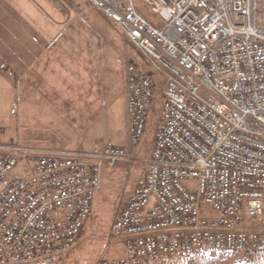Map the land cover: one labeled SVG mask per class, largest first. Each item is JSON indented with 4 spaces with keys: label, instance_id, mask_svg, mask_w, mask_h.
Instances as JSON below:
<instances>
[{
    "label": "built area",
    "instance_id": "2783aa9c",
    "mask_svg": "<svg viewBox=\"0 0 264 264\" xmlns=\"http://www.w3.org/2000/svg\"><path fill=\"white\" fill-rule=\"evenodd\" d=\"M166 76L150 168L113 224L126 256L149 264L188 252H264V0H90ZM130 143L139 145L157 99L136 62L127 65ZM20 147L0 145V264L71 249L92 216L104 164L134 161L104 144L97 160L33 151L14 175ZM195 182L191 188L186 181ZM209 208L213 216H203ZM113 264V263H112Z\"/></svg>",
    "mask_w": 264,
    "mask_h": 264
},
{
    "label": "rangeland",
    "instance_id": "374dc122",
    "mask_svg": "<svg viewBox=\"0 0 264 264\" xmlns=\"http://www.w3.org/2000/svg\"><path fill=\"white\" fill-rule=\"evenodd\" d=\"M29 1L34 3V7L39 5L43 9L52 8L55 6L53 4H56L54 0ZM29 1L0 0V12L2 11L3 16L1 18L5 20V15H10L13 20L19 21L20 14L18 12L26 6L30 8L32 4ZM135 2L141 15L148 22L155 26L160 25V20L144 4L143 0H135ZM57 4L61 5L60 8L81 7L88 9L89 12L95 9L93 8L95 6L87 0H59ZM99 25L105 26L103 18ZM106 29V41L108 43L106 60V75L109 84L108 110L105 113L106 117H103L100 121L85 123L84 126L86 127L77 130L67 128L65 123H62V128H57L60 126H58L59 122L54 119L56 113L51 114L35 105L23 104L18 88L10 90L7 88L6 83L5 85L0 84V145L22 149L20 151V161L13 172L14 175L22 177L33 174L36 169L35 162L28 155L47 145L77 150L83 153H93L103 144L118 142L119 139V144L122 140L123 144L127 145L129 149L124 114L127 100L122 89L127 64L131 61L136 62L139 69L158 86L157 99L148 120L146 134L142 142L134 149L135 161L127 162L123 167L119 164L112 168L108 165L103 167L101 188L96 194L95 201H93L92 216L86 223L76 244L71 249L63 251L68 252L71 250L67 255L68 258L65 264H116L117 260L126 256L127 249L124 241L115 236L113 224L122 209V201L127 198L129 188L137 183L139 179L145 177L149 169L150 157L154 148V133L160 120L162 91L166 76L155 67L151 58L138 49L120 28L114 27L111 22L107 21ZM14 31V28H12V34L5 32L0 34L3 44L8 45L15 42ZM94 35L97 38L99 37V34ZM18 40L19 38H16V41ZM5 65L6 62L1 60L0 76H5L6 82H9L12 87H18L19 78L9 77V67ZM112 85L114 86L112 87ZM34 99L36 100V97ZM118 134L119 138L116 137ZM45 150L51 149L45 148ZM186 183L191 188H195L196 184L192 180L186 181ZM202 215L213 216L215 212L206 207L202 210ZM249 223L256 228L264 229V211L258 218L251 220Z\"/></svg>",
    "mask_w": 264,
    "mask_h": 264
},
{
    "label": "crops",
    "instance_id": "0c3cea01",
    "mask_svg": "<svg viewBox=\"0 0 264 264\" xmlns=\"http://www.w3.org/2000/svg\"><path fill=\"white\" fill-rule=\"evenodd\" d=\"M54 1L55 6L49 9L40 8L39 5L34 7V3L29 1L31 7L27 8L25 5L18 12L19 21L5 14L3 20L2 11L0 12V34H12V28L15 30V42H11L9 46L0 39V61H5V66L9 67V77L19 78V85L12 87L6 82L5 76H0V84L6 83L10 90L18 88L23 104L35 105L51 114L56 113L54 119L60 126L57 128H62V123H65L67 128L77 130L86 127L85 123L97 122L106 117L109 90L106 75L107 21L114 27H119L91 4L95 9L89 12L81 7L60 8L61 5L57 4L59 0ZM87 1L91 3L90 0ZM102 18L105 24L103 27L99 25ZM94 34H99V37ZM16 38L19 40L16 41ZM122 87L127 100L124 114L129 140L127 72ZM116 137L119 138V134ZM115 142L119 144V139ZM39 151L78 152L53 145L41 147ZM126 164L125 160L119 162L121 167ZM143 178L129 188L121 208Z\"/></svg>",
    "mask_w": 264,
    "mask_h": 264
},
{
    "label": "trees",
    "instance_id": "16d2710c",
    "mask_svg": "<svg viewBox=\"0 0 264 264\" xmlns=\"http://www.w3.org/2000/svg\"><path fill=\"white\" fill-rule=\"evenodd\" d=\"M140 11V9L138 8ZM86 158L93 157L91 153L76 152ZM71 251V250H70ZM68 252L51 254L31 262H20L10 264H65ZM149 264H264V252L257 254L250 262H245L235 253L218 252H188L176 255L171 259H159L150 261Z\"/></svg>",
    "mask_w": 264,
    "mask_h": 264
},
{
    "label": "bare ground",
    "instance_id": "6f19581e",
    "mask_svg": "<svg viewBox=\"0 0 264 264\" xmlns=\"http://www.w3.org/2000/svg\"><path fill=\"white\" fill-rule=\"evenodd\" d=\"M150 58H151V57H150ZM151 60H152V59H151ZM152 62H153V61H152ZM153 64H154V63H153ZM127 65H128V64H127ZM126 72H127V67H126ZM147 77H148V76H147ZM149 78H150V77H149ZM150 79H151V78H150ZM151 80H152V79H151ZM152 82H153V85L156 87V93H157L158 86H157V84H156L153 80H152ZM127 83H128V76H127ZM163 89H164V87H163ZM162 93H163V92H162ZM127 94H128V87H127ZM127 96H128V95H127ZM163 97H164V96H163ZM155 100H156V99H155ZM155 100H154V103H155ZM154 103H153V104H154ZM162 103H163V98H162ZM162 103H161V105H162ZM127 110H128V108H127ZM161 111H162V106H161ZM128 114H129V112H128ZM160 117H161V112H160ZM129 119H130V115H129ZM148 120H149V119H148ZM145 134H146V133H145ZM144 136H145V135H144ZM154 137H155V133H154ZM109 143H112V142H109ZM106 144H107V143H106ZM112 144H115V143H112ZM115 145H119V144H115ZM129 145H130V148H129V149L126 148V147H124V146H123V147L126 149V151H127L128 153L135 155V151H134V149H135V147H137L138 145H137V146H134V147L131 146V143H130V121H129ZM102 146H103V145H102ZM102 146H101V147H102ZM120 146H122V145H120ZM154 146H155V144H154ZM101 147H100V148H101ZM100 148H98L97 150H99ZM97 150H95L93 153H91V154H93V155H92L93 157H89V158H86V157H84L83 155L81 156V155H79V154H75L76 152H66V153L74 154V155H79V156H81L80 158H81L83 161H90V160H97V158L95 157V152H96ZM153 151H154V148H153ZM153 151H152V154H151L150 160H151V158H152ZM62 153H65V152H62ZM124 160H125L126 162H131V161L128 160V159H122V160H119L114 166H109V165L106 164V163L104 164V166H105V165H108L109 167L112 168V167L117 166V165L119 164L120 161H124ZM134 161H135V160H134ZM134 161H132V162H134ZM149 165H150V164H149ZM104 166H103V167H104ZM149 168H150V166H149ZM102 169H103V168H102ZM148 170H149V169H148ZM148 170H147V172H148ZM147 172H146V174H147ZM146 174H145V177H146ZM145 177H144L142 180H144ZM101 179H102V176H101ZM142 180H141V181H142ZM141 181H140V182H141ZM140 182H139V183H140ZM139 183H138V184H139ZM137 186H138V185H137ZM137 186H136V187H137ZM135 189H136V188H135ZM134 191H135V190H134ZM131 195H132V194H131ZM131 195H130V196H131ZM129 198H130V197H129ZM129 198H128V199H129ZM263 211H264V210H263ZM262 213H263V212H262ZM258 217H259V216H258ZM258 217H256V218H258ZM256 218H253V219H256ZM253 219H251V220H253ZM251 220H250V221H251ZM237 255H238V254H237Z\"/></svg>",
    "mask_w": 264,
    "mask_h": 264
}]
</instances>
